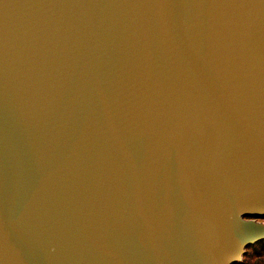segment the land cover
I'll return each mask as SVG.
<instances>
[{"label": "water", "instance_id": "95a60500", "mask_svg": "<svg viewBox=\"0 0 264 264\" xmlns=\"http://www.w3.org/2000/svg\"><path fill=\"white\" fill-rule=\"evenodd\" d=\"M263 217L264 0H0V264H237Z\"/></svg>", "mask_w": 264, "mask_h": 264}, {"label": "trees", "instance_id": "16d2710c", "mask_svg": "<svg viewBox=\"0 0 264 264\" xmlns=\"http://www.w3.org/2000/svg\"><path fill=\"white\" fill-rule=\"evenodd\" d=\"M258 219H264V218H258ZM258 250H262V252L257 253ZM255 253L257 254L264 253V241L258 242L257 244L247 249L243 263H240V264H247L248 259H250V257H252V254H255ZM255 264H264V262L261 261L259 257H256Z\"/></svg>", "mask_w": 264, "mask_h": 264}, {"label": "rangeland", "instance_id": "374dc122", "mask_svg": "<svg viewBox=\"0 0 264 264\" xmlns=\"http://www.w3.org/2000/svg\"><path fill=\"white\" fill-rule=\"evenodd\" d=\"M260 221L262 223H264V219H261ZM259 252H262V250H258L257 253H259ZM257 253L252 254V257H250V259H248L247 264H255L256 257H259L260 260L264 262V253H260V254H257Z\"/></svg>", "mask_w": 264, "mask_h": 264}, {"label": "flooded vegetation", "instance_id": "af4514ba", "mask_svg": "<svg viewBox=\"0 0 264 264\" xmlns=\"http://www.w3.org/2000/svg\"><path fill=\"white\" fill-rule=\"evenodd\" d=\"M263 218H264V217H263ZM257 220L260 221L261 219H258V218H257ZM260 222H261V221H260ZM252 246H253V245H252ZM250 247H251V246H249V247H247V248L245 249V254H244V256H243V258H242V261H241L240 263H243L244 257H245V255H246V251H247V249H249ZM240 263H239V264H240Z\"/></svg>", "mask_w": 264, "mask_h": 264}]
</instances>
